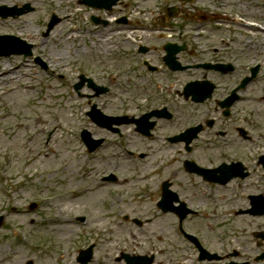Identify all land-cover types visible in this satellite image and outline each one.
Segmentation results:
<instances>
[{
    "label": "rangeland",
    "instance_id": "obj_1",
    "mask_svg": "<svg viewBox=\"0 0 264 264\" xmlns=\"http://www.w3.org/2000/svg\"><path fill=\"white\" fill-rule=\"evenodd\" d=\"M19 1L33 2L36 10L18 19H0V33L31 36V41L36 44L35 55L42 57L48 67H41L34 57L15 54L0 57V92L11 90L0 97V213L6 216L0 228V264H79L74 259L78 254L76 248H87L95 240L97 263L91 264H124L118 261L124 252L122 248H128L125 251L130 253L135 249L140 254L146 253V249L154 250L161 264H193L190 260L197 255L196 248L181 236L176 227V216L164 214L157 208V195L154 197L155 192H152L162 178L169 177L175 184L183 183L194 196L191 194L193 184L182 168V161L189 154L181 144L149 142L127 125L126 142L137 149L151 148L149 160L152 161L145 169L153 171V176L143 182H130L140 169L141 161L130 160L123 154L120 171L129 180L125 185L104 183L100 180L101 175L109 170L101 165V153L110 154V168L117 151L113 143L117 136L98 129L87 115L94 103L102 105L108 113L139 114L150 102L160 99L162 89L158 86L167 87L172 80H162V74L154 78L144 65L139 64L144 55L133 54L134 46L124 38L105 41L106 38L113 40L115 32L96 27L90 21L93 10L80 4V0ZM236 3L248 16L264 19V2L238 0ZM2 4L14 3L0 0ZM119 11L124 12L116 9L115 13ZM52 12L63 20L49 37H45L43 32ZM244 33L242 38L251 41L250 34ZM163 40L167 41V37ZM156 42L153 45L160 51V39ZM257 42L264 44V34L255 31V53L263 52L264 45H256ZM154 60L160 61L156 53ZM82 69L97 83L109 86L111 93L92 96L94 92L84 88L82 93L90 96H78L74 85L79 81ZM14 76L18 79L8 78ZM188 78L181 73L173 82L181 89ZM28 85L30 90L25 89ZM255 96H264V69L255 83ZM173 97V105H177L181 116L169 124L163 122L159 133H178L199 121L215 118L216 125L212 129L206 126L200 140L193 143L196 153L206 162L216 153V146L208 142L209 138L220 141L228 137L229 145L243 152L244 162L251 172L246 180L233 181L228 190L222 191L226 196L223 203L227 205L220 209L215 219H206L204 212L189 215V230L202 234L210 247L221 250L223 255H230L237 249L244 259L250 258L252 264H264V260L253 261L255 255L264 251V240L255 236L256 232H264V215L232 212L235 208L249 207L248 196L251 194L264 193V169L257 162L264 152V102H258L257 97L255 102H243L238 105L235 115L225 120L215 110L214 101L197 107L179 99L175 91ZM252 115L260 122L258 126L249 127L255 138L253 145L241 144L234 126L245 120L250 125ZM84 128L96 137L105 138L96 158L87 151L80 137ZM217 130L227 134L217 135ZM50 148L61 152L54 156ZM38 152L42 154L31 156ZM72 189L79 191V197L69 194ZM32 201L39 202L34 211L29 208ZM206 205L198 203L194 206L197 209L207 207L205 210L211 211ZM62 207H66L65 213L60 212ZM80 212L86 213L85 224L77 223L75 215ZM126 215L131 219H149V222L141 228L131 219H124ZM14 228L21 229L20 235L13 231ZM99 228L101 235H98ZM157 236L162 239L159 241ZM221 237L223 249L218 242ZM62 247L67 249L65 258L61 256ZM230 258L239 259L228 257L226 260ZM222 263L215 261L212 264Z\"/></svg>",
    "mask_w": 264,
    "mask_h": 264
},
{
    "label": "flooded vegetation",
    "instance_id": "obj_2",
    "mask_svg": "<svg viewBox=\"0 0 264 264\" xmlns=\"http://www.w3.org/2000/svg\"><path fill=\"white\" fill-rule=\"evenodd\" d=\"M238 0H126L124 2V8L128 12V14L133 15L135 14V11H137L139 8H149L150 13L155 18V21L159 23L158 25H161L162 23H166L169 19V15H175V20L181 24L179 28H183V33L181 35L175 34V40H167L164 41L165 35L163 34L162 30L158 28L154 29H145L143 34L141 35V43L142 46L146 47L147 50L145 52V57L143 58V64L145 61H149L153 66L157 67L156 70H150L148 69L149 73H152L154 78H156L159 74H162V80L170 79V84H167L166 90L162 93L159 100H155V102L152 101L154 104L151 105L149 108L144 109V113H147L148 111L158 110L163 107H168L170 105L172 108L170 110L173 112L174 110L177 111L178 107L175 104V98L173 97V92L175 91L176 96L180 99H183L185 102H190L192 104H197L191 100H187L182 95V91L176 87V83L173 82V80L177 79L179 75L182 73L183 75H187L190 78H188L187 81H185V84L190 81H203V80H209L215 83V91L214 94L217 93L219 90L222 93V99L227 97L236 87L237 85L245 78L247 77L252 67L255 65V56H260L259 52L256 51L255 53V42L253 40L248 41L244 40L242 38V34L240 32H235L229 35L227 31L224 30L223 27L215 26V27H204L202 28L199 25H191L193 19L198 18L200 19H206L208 17V14H210L207 10L201 9V3L202 4H209V7L212 5H220L223 7H238L240 4L236 3ZM123 4V1L120 2L121 5ZM117 5V6H118ZM116 6V7H117ZM138 8V9H137ZM213 15V14H212ZM210 15V16H212ZM215 16V15H213ZM191 23V24H189ZM159 27V26H158ZM197 30V31H196ZM191 31H195L197 33V36H191L189 35ZM158 34V35H155ZM174 34L169 35L170 39H174ZM157 39V40H156ZM160 39V51H157V47L153 45V43H157ZM196 39H199V43L196 42ZM247 39V38H246ZM171 42H176L177 48L178 46L185 45L186 48H182L177 53L178 60L184 65L189 66L186 70L181 71H171L168 69L163 63V58L165 55V47L167 44ZM202 51V52H201ZM158 55L160 58L159 62H155L154 60V54ZM196 64H208V65H220L219 68H211L203 69V68H195L193 67ZM160 65V66H159ZM176 76V77H175ZM252 88V92H255V80H252V82L247 86V88L250 86ZM184 87V86H183ZM182 87V88H183ZM160 88V87H159ZM244 91V90H243ZM242 91V92H243ZM241 92V93H242ZM242 101V97L238 99L232 106L231 115L233 114V108L235 107V104ZM215 110L217 112H220L222 114V109L218 106V101L215 102ZM223 116V115H222ZM238 116V115H237ZM173 118V117H172ZM224 118V116L222 117ZM226 118V117H225ZM224 118V119H225ZM165 119V118H160ZM158 119L156 126L159 125ZM247 122V121H243ZM236 124L234 126V129L237 131L238 136L241 138V142L243 141H253L254 138L252 134L250 133V128L254 126L252 123L250 125L247 123L243 124ZM217 121L213 122V125L208 128L212 129L216 125ZM241 128H245L247 130V137H243V132ZM207 129V127H203L202 132H204ZM174 134L170 133L166 140L167 142H171L169 140V136ZM227 134L224 130H217V135L225 136ZM226 139L223 140V138L219 141L214 139L213 137H210L208 142H211L214 144V146L217 147L216 153L214 152L212 154V159H224L229 161H243V152L237 151L236 147H232L229 145V142L231 140L228 139V137H225ZM199 141V138L193 141ZM191 145L190 150L188 152L193 153L195 157L198 160V163L204 165L205 162L201 158L202 155L197 154L195 151V145ZM231 143V142H230ZM241 143V144H242ZM222 146L225 148L226 152L225 154H219L218 153V147ZM140 158L146 159V161L143 163V168L146 166L149 167V164L151 163L150 160H147V158L150 156L146 151L141 150L140 151ZM202 154V153H201ZM218 156V158H217ZM208 159V158H207ZM183 168L186 172V174L189 176L191 183L193 184L192 188L194 191L191 194H194V196L190 195L189 188H186L183 183L175 184L173 180L168 178H162V181L160 184L155 186V188L152 190V192H155L154 197L157 195V198L155 200L156 206L159 208V204L161 203V200L164 198V194L167 193L169 197L167 198V202L171 204V206L175 207H181L184 206L186 208V205L190 207L191 209L195 208L194 205L198 203H205L206 206H209L210 208H217V210L214 212V217H217V214L220 212V209L225 207L227 205L223 203V201L226 199V196L223 194V185L219 182H215L212 180H208L205 178V176L197 171H188L185 169V163H183ZM245 171L248 173L247 177L251 175L250 169L248 166H246ZM154 173V172H153ZM153 173H151V170L144 171L143 170V177L141 179V182L144 180H147L153 176ZM152 175V176H151ZM245 179V178H244ZM235 180H242L241 178H235ZM215 191V195L212 198L209 193ZM196 194V195H195ZM183 204V205H182ZM204 207H198V209H202ZM207 208V207H206ZM206 208L202 209L205 210ZM175 215L176 212L174 213ZM207 212H204V215H206ZM187 221V217L185 218ZM135 223V222H134ZM159 237V241L162 239V237ZM222 247L224 248V239L219 238L218 241ZM139 247V245H138ZM221 247L219 249H221ZM146 253L144 255H153L155 259V264H161L157 260V253L154 250L146 249ZM127 252V251H126ZM217 253L220 258L218 260H224L227 258V255H222L218 250L213 251ZM128 254H140L136 252L135 249H132V253L129 251ZM220 253V254H219ZM235 254H239V252H235ZM226 264V262H224Z\"/></svg>",
    "mask_w": 264,
    "mask_h": 264
},
{
    "label": "water",
    "instance_id": "obj_3",
    "mask_svg": "<svg viewBox=\"0 0 264 264\" xmlns=\"http://www.w3.org/2000/svg\"><path fill=\"white\" fill-rule=\"evenodd\" d=\"M85 2L88 3V4H94V0H86ZM112 2H114V1H112ZM19 13H23V11H19ZM11 14H13V13H11ZM3 16L6 17V16H8V14L4 13ZM3 39H8L6 41H8L9 43H11L12 41L9 40V39H13V38H11V37H5V36L0 37V46L2 45L1 43L5 41ZM11 52H15V50L13 48L12 49H9L7 51H2L0 49V55H2V54H9ZM263 162H264V159H263ZM255 200H257V199L254 198V202H253L254 206H255ZM251 212L255 213V212H260V211H256L255 208H254V209H251ZM261 212H264V211H261ZM1 220H2V218L0 217V222H1Z\"/></svg>",
    "mask_w": 264,
    "mask_h": 264
},
{
    "label": "bare ground",
    "instance_id": "obj_4",
    "mask_svg": "<svg viewBox=\"0 0 264 264\" xmlns=\"http://www.w3.org/2000/svg\"><path fill=\"white\" fill-rule=\"evenodd\" d=\"M72 38H73V37H72ZM8 78H9L10 80H11V79L13 80V79H16L17 76H14V77H12V78H11V77H8ZM17 79H18V78H17ZM25 87H26L25 89L30 90V89H29V88H30L29 85H28V86H25ZM10 91H11V90L8 89V90H6L5 92L9 93ZM5 92H4V93H5ZM0 93H2V92H0ZM4 93L0 94V97L4 96ZM26 94H27V93H26ZM50 152L53 153L52 155L56 156V155H59L61 151H60L59 149L57 150V149L50 148ZM31 154H32V153H30L29 156H30ZM41 154H42V152H38L37 154H33V155H31V156H34V157H35V156H37V155H41ZM49 156H50V154H48V157H49Z\"/></svg>",
    "mask_w": 264,
    "mask_h": 264
}]
</instances>
